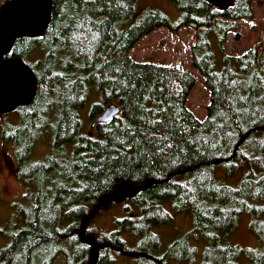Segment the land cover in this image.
<instances>
[{"label":"trees","instance_id":"1","mask_svg":"<svg viewBox=\"0 0 264 264\" xmlns=\"http://www.w3.org/2000/svg\"><path fill=\"white\" fill-rule=\"evenodd\" d=\"M172 1L179 24L196 30L191 63L210 91L202 120L186 106L190 72L129 55L141 37L169 24L161 10L138 15L137 0H52L45 35L17 39L5 56L21 58L37 87L12 119L0 115L22 187L0 223V264H52L60 253L64 264H88L92 246L82 236L97 246L96 264H114L117 255L128 264H264V48L224 53L227 34L253 17V2L221 10ZM90 100L91 122L108 104L119 112L85 128L80 111ZM37 144L46 150L39 160L31 158ZM116 188L120 200L105 199ZM101 198L95 216L116 204L123 216L112 229L94 226V216L81 230ZM184 213L192 228L164 244L155 230ZM244 215L255 247L229 241Z\"/></svg>","mask_w":264,"mask_h":264},{"label":"rangeland","instance_id":"2","mask_svg":"<svg viewBox=\"0 0 264 264\" xmlns=\"http://www.w3.org/2000/svg\"><path fill=\"white\" fill-rule=\"evenodd\" d=\"M6 0H0V7ZM253 2V17L248 20L238 21L237 31H232L226 36L224 42V53H232L237 55L246 50L253 44L259 42L260 50L264 48V0H252ZM144 9L161 10L169 19L168 25H160L150 31L148 34L141 37L130 49L129 55L136 61L153 62L164 65H175L188 72L195 78V84L189 92L186 100V106L200 120L206 116V106L210 101V91L204 83V77L191 63L190 48L196 41V30L189 26H181L179 24L181 13L178 6L172 0H137L136 11L138 15ZM126 24V26L130 25ZM238 32V37L235 38V33ZM37 51H34L30 58L37 59ZM92 102H86L80 115L85 123V128H88L91 123L88 109ZM9 118L14 115L9 112ZM2 119V117L0 118ZM0 136V147H2L7 165L0 159V223L6 222L10 215V203L17 199V196L22 191L14 172H17L18 164L15 158V150L11 144L2 143ZM46 154L43 145L37 144L34 147L31 158L39 160ZM231 181H235L238 176H233ZM123 216L121 205L109 206L105 210L98 213L92 223L97 228L112 229L113 218ZM171 228L156 229L155 232L160 234L163 243H170L176 234H183L192 228L190 216L184 214H174L171 222ZM112 227V228H111ZM127 240V232L123 234ZM229 241L233 244L242 246L255 247L257 240L249 229L248 218L243 216L238 227L230 236ZM198 242V247L203 250L204 244ZM4 244V240L0 237V246ZM65 251L67 250L64 248ZM65 253H60L55 256L52 264H64ZM130 258L117 255V261L114 264H128Z\"/></svg>","mask_w":264,"mask_h":264},{"label":"water","instance_id":"3","mask_svg":"<svg viewBox=\"0 0 264 264\" xmlns=\"http://www.w3.org/2000/svg\"><path fill=\"white\" fill-rule=\"evenodd\" d=\"M221 10L227 9L234 0H204ZM52 0H9L0 7V115L14 111L17 107L28 106L35 98L36 78L32 69L19 57L7 56L17 39L38 38L45 35L51 21ZM119 107L108 104L90 124L108 121L119 112ZM91 135V133H89ZM151 181L147 182L149 185ZM131 188L128 186L126 192ZM140 187L133 188V194ZM120 192L106 196L105 199L120 200ZM101 198L83 219L81 230L102 206ZM81 234V232H79ZM91 246L88 264H96L98 248L88 236H82Z\"/></svg>","mask_w":264,"mask_h":264},{"label":"flooded vegetation","instance_id":"4","mask_svg":"<svg viewBox=\"0 0 264 264\" xmlns=\"http://www.w3.org/2000/svg\"><path fill=\"white\" fill-rule=\"evenodd\" d=\"M0 159H2L4 161V164H5L6 159H5V156L3 155V153H1V150H0ZM0 166H2V165L0 164Z\"/></svg>","mask_w":264,"mask_h":264},{"label":"bare ground","instance_id":"5","mask_svg":"<svg viewBox=\"0 0 264 264\" xmlns=\"http://www.w3.org/2000/svg\"><path fill=\"white\" fill-rule=\"evenodd\" d=\"M173 174V173H172ZM146 254V253H145Z\"/></svg>","mask_w":264,"mask_h":264}]
</instances>
